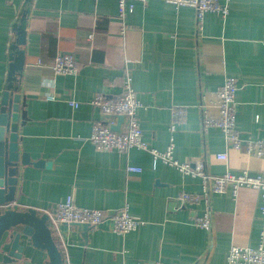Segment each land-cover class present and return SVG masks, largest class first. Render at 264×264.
I'll return each instance as SVG.
<instances>
[{
  "label": "crops",
  "instance_id": "0c3cea01",
  "mask_svg": "<svg viewBox=\"0 0 264 264\" xmlns=\"http://www.w3.org/2000/svg\"><path fill=\"white\" fill-rule=\"evenodd\" d=\"M26 5V64L17 83L25 121L20 153L45 165L21 168L13 208L43 215L72 198L78 207L106 214L126 209L140 222L126 235L109 224L60 226L53 237L64 264H228L232 246L257 247L264 232L257 191L241 189L235 196L228 191L183 205V193L204 192L200 178L146 150L98 151L90 136L101 119L91 101L98 94L114 99L130 74L151 148L163 152L173 139L175 159L202 163L211 178L229 171L264 174V159L230 148L221 130L202 127L205 108L215 112L214 93L234 77L237 129L246 141L264 138V0H231L226 18L207 13L200 26L193 8L177 9L165 0H128L133 10L123 18L118 0H0V98L13 26ZM65 53L77 58V73L54 72L56 56ZM176 109L185 116L171 132ZM219 154H227V161ZM127 166L141 171L128 172ZM205 212L211 231L194 223ZM6 253L0 247V264H6ZM7 264H49V259L28 246L21 260Z\"/></svg>",
  "mask_w": 264,
  "mask_h": 264
},
{
  "label": "built area",
  "instance_id": "2783aa9c",
  "mask_svg": "<svg viewBox=\"0 0 264 264\" xmlns=\"http://www.w3.org/2000/svg\"><path fill=\"white\" fill-rule=\"evenodd\" d=\"M99 1V0H96ZM128 0H118L119 16L123 18L128 11L133 10V6L127 5ZM146 3L149 0H135ZM223 4L219 0H165L175 8L190 7L196 12L197 24L201 25L207 13H217L223 18L229 14V2ZM78 60L73 54H60L56 56L53 63V70L56 74H75L78 72ZM122 92L114 99H107L105 95L98 94L91 101L94 109L98 110L101 119L96 121L93 127L90 141L98 151L116 150L120 154H128L133 149L149 151L154 158L161 159L164 163L177 167L182 173L198 177L203 182L204 192L201 195L183 193L180 197L181 203L198 204L206 201L213 194H225L231 191L235 196L241 189L257 191L262 204L261 215L264 218V174H253L248 170L239 173L227 172L223 175L209 177L203 168L202 163L196 162L192 166L189 162H179L174 157V141L171 140L168 148L161 152L151 148L144 140L141 122L138 117V110L142 107L138 100L132 84V77L127 74L123 80ZM239 90L237 79L227 77L224 84L214 93L216 102L213 105L215 112H210L205 108L202 118V127L206 131L210 128L221 130L226 138L228 146L234 150H243L246 154L264 159V138L256 141H246L242 139L237 129V100L236 94ZM52 100L53 97H49ZM72 107H78L76 102H69ZM185 116L184 109H176L172 113L170 131L174 132L181 118ZM123 117L124 122L119 131L112 128L117 126L118 118ZM217 158L227 161V154H219ZM128 172H140V168L127 166ZM13 204L6 206L9 208ZM44 213V212H43ZM51 220L52 233L60 231V226L87 225L96 228L102 224H109L111 230L119 235H126L134 231L139 225V221L132 217L126 209L118 210L106 214L101 210H92L78 207L72 198L55 204L54 209L45 211ZM195 225L207 231L212 230L211 217L209 212L202 216H197ZM59 247V245H58ZM61 249V247H59ZM228 264H264V232L260 234L257 247L232 246L227 256ZM169 264V263H158Z\"/></svg>",
  "mask_w": 264,
  "mask_h": 264
},
{
  "label": "water",
  "instance_id": "95a60500",
  "mask_svg": "<svg viewBox=\"0 0 264 264\" xmlns=\"http://www.w3.org/2000/svg\"><path fill=\"white\" fill-rule=\"evenodd\" d=\"M29 13L26 5L13 26L15 39L10 47L7 86L0 98V247L4 246L7 250L3 256L6 264L21 260L28 246L46 252L49 264H64L63 254L53 237L49 216L35 209L20 211L13 206L6 208L16 201L21 168L34 164L28 153H20L19 130L25 121L20 120L21 95L17 85L26 64V52L22 47L26 44ZM23 117L26 118V114ZM123 122L124 118L119 117L117 126L112 129L119 131ZM34 165L42 167L45 163L40 161Z\"/></svg>",
  "mask_w": 264,
  "mask_h": 264
}]
</instances>
